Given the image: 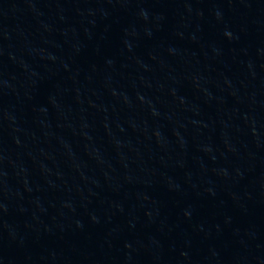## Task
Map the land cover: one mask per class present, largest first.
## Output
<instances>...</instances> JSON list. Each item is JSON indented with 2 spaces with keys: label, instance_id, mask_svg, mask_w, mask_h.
<instances>
[{
  "label": "water",
  "instance_id": "95a60500",
  "mask_svg": "<svg viewBox=\"0 0 264 264\" xmlns=\"http://www.w3.org/2000/svg\"><path fill=\"white\" fill-rule=\"evenodd\" d=\"M0 264H264V0H0Z\"/></svg>",
  "mask_w": 264,
  "mask_h": 264
}]
</instances>
